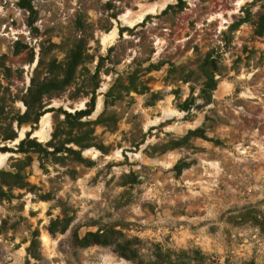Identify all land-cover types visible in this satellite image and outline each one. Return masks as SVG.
I'll return each instance as SVG.
<instances>
[{
	"label": "rangeland",
	"instance_id": "1",
	"mask_svg": "<svg viewBox=\"0 0 264 264\" xmlns=\"http://www.w3.org/2000/svg\"><path fill=\"white\" fill-rule=\"evenodd\" d=\"M0 155V264H264V0H0Z\"/></svg>",
	"mask_w": 264,
	"mask_h": 264
},
{
	"label": "trees",
	"instance_id": "2",
	"mask_svg": "<svg viewBox=\"0 0 264 264\" xmlns=\"http://www.w3.org/2000/svg\"><path fill=\"white\" fill-rule=\"evenodd\" d=\"M21 5H22L23 8H27L32 14L35 13V10H34L33 6H32L30 3L25 2V3H22ZM29 92H30V95H31L32 92H33V89H32V90L30 89ZM41 94H43V90H42V88H39V91L36 92V95H35V96H38V95L40 96ZM25 103H26V105L28 106V110H27V112L25 113V118L28 119V120H30V121H32V122H34V123H38L39 120H40V117H41V115H42V112H38V111L35 110V108H34V105L36 104L35 102H32L31 100H26ZM41 103H42V102H41ZM91 103L94 104V103H95V100H92ZM39 104H40V103H39ZM89 107H91V105H89ZM91 108H93V107H91ZM82 111H83V110H81V112H78V113H79V114H80V113H82V114H83V113H86V112H82ZM20 123H21V121H20ZM29 136H30V133L28 132V133H27V137H29ZM93 242H94V243L107 244V241H106V240H102L101 238H99V239H97V240H93ZM90 243H92V242H91V241H88L86 238H84V239L82 240V242H81V245H82V246H85V245H89ZM194 253H196V255H197L198 257H200L201 261H202V259H203V260L205 259V256H203V255L201 254V252L196 251V252H194ZM182 254L186 255V254H188V252L183 251ZM126 257H127V256H126ZM168 259H169L168 262L157 263V264H185V263H182V262L172 261L170 256L168 257ZM198 259H199V258H198Z\"/></svg>",
	"mask_w": 264,
	"mask_h": 264
},
{
	"label": "bare ground",
	"instance_id": "3",
	"mask_svg": "<svg viewBox=\"0 0 264 264\" xmlns=\"http://www.w3.org/2000/svg\"><path fill=\"white\" fill-rule=\"evenodd\" d=\"M6 156L5 155H0V165L5 161Z\"/></svg>",
	"mask_w": 264,
	"mask_h": 264
}]
</instances>
